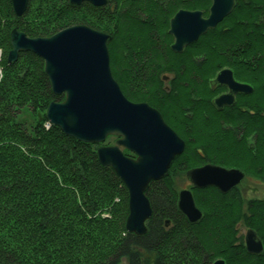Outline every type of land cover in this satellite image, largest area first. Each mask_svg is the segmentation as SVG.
Wrapping results in <instances>:
<instances>
[{
    "label": "trees",
    "instance_id": "trees-1",
    "mask_svg": "<svg viewBox=\"0 0 264 264\" xmlns=\"http://www.w3.org/2000/svg\"><path fill=\"white\" fill-rule=\"evenodd\" d=\"M212 3L29 0L17 16L12 0H0V264H264V250L248 252L243 233L255 230L264 245V199L247 201L238 188L224 193L209 186L192 189L200 221L191 223L178 208L172 174L180 167L237 166L264 182V0H235L216 28L182 53L171 49L175 13L208 15ZM73 25L110 36L112 73L126 97L157 108L186 143L169 174L146 190L153 215L144 235L126 228L129 191L100 162V144L69 136L48 120L49 104L65 95L53 92L43 58L23 51L8 62L13 29L34 38ZM223 66H236L242 80L258 74L249 110L219 112L212 97L203 101L201 91ZM211 68L208 77L204 70ZM172 70L177 75L167 88L163 75ZM25 109L37 116L35 124L20 120Z\"/></svg>",
    "mask_w": 264,
    "mask_h": 264
},
{
    "label": "water",
    "instance_id": "water-1",
    "mask_svg": "<svg viewBox=\"0 0 264 264\" xmlns=\"http://www.w3.org/2000/svg\"><path fill=\"white\" fill-rule=\"evenodd\" d=\"M74 5L90 2L102 6L107 0H70ZM17 16L28 8L29 0H12ZM235 7V0H213L208 17L200 10L181 9L171 19L169 33L176 37L172 50L181 52L201 35L216 28ZM109 35L86 25H73L48 37H28L13 29L9 64L23 51L43 58L52 90L65 95L63 101L49 104L47 118L67 135L87 143L100 144L97 155L104 166H110L129 191L128 232L144 235L153 209L146 190L153 181L169 174L173 161L185 149V141L165 121L162 113L149 103L130 101L114 78L107 45ZM227 83L231 91L215 103L222 107L232 103L237 92L250 93L252 87L237 82L230 70L221 71L213 83ZM226 97V98H225ZM109 136L118 137L115 145H105ZM103 144V145H102ZM124 149L136 157L126 155ZM190 188L179 191L178 208L191 223L200 221L193 188L214 186L226 193L239 185L245 174L238 169L207 164L188 170ZM169 225V221H167ZM248 252L260 255L262 240L253 229L245 235ZM213 264H226L218 259Z\"/></svg>",
    "mask_w": 264,
    "mask_h": 264
},
{
    "label": "flooded vegetation",
    "instance_id": "flooded-vegetation-1",
    "mask_svg": "<svg viewBox=\"0 0 264 264\" xmlns=\"http://www.w3.org/2000/svg\"><path fill=\"white\" fill-rule=\"evenodd\" d=\"M181 9H179L178 11H180ZM184 10H188V9H184ZM177 11V12H178ZM177 12L175 13V15L177 14ZM174 15V16H175ZM173 16V17H174ZM209 15H204V17H208ZM229 16V15H228ZM227 16V17H228ZM172 17V18H173ZM226 17V18H227ZM171 18V19H172ZM225 18V19H226ZM224 19V20H225ZM223 20V21H224ZM222 21V22H223ZM171 22V21H170ZM221 22V23H222ZM209 31V30H208ZM207 31V32H208ZM206 32V33H207ZM206 33H204L203 35H201L200 37H199V39L202 37V36H204ZM171 36H172V39H173V42L171 43V49H172V45L176 42V37L174 36V35H172L171 34ZM198 39V40H199ZM193 44V43H192ZM192 44H190V45H188V46H186V47H184V49L181 51V52H177V53H182V52H184L187 48H189ZM195 55H193L192 56V58L194 57ZM190 57V56H189ZM195 57H197V56H195ZM236 68V66H223V67H220L218 70H217V72L213 75V77L212 78H209V81H208V83H207V85H208V88H211V93H210V95H209V97L208 98H210V97H212L211 98V103H212V105H213V107L217 110V111H219V112H225V110H227V109H229V110H235L236 108L237 109H239V110H241V111H246V110H249V107H248V102H251L252 101V99H255V98H257V96H256V93L257 92H255L256 91V86L258 85V83H259V80L257 81V78H258V74L257 73H255V72H251L250 74H251V76H253V78L254 79H252L251 81H247V80H242V78L240 77V75H237V70L235 69ZM223 70H230L231 72H232V74H233V77H234V79L237 81V82H239V83H243V84H248V85H250L251 87H252V91L250 92V93H243V92H237V93H235L234 94V100H232V103H227L228 102V100L226 101V103L222 106V107H219L216 103H215V100L217 99V98H219V97H221V96H225V95H228L229 93H230V91H231V89H230V87L228 86V84L227 83H219V82H217V83H213L215 80H216V78H217V76H218V74L221 72V71H223ZM172 72V75L171 76H167V75H163V77L164 78H166L165 79V82H168V79L169 78H171L172 79V81L170 82L169 81V85L167 84L166 85V87L167 88H171L173 85H174V83H173V81H174V78H176V75H177V71H171ZM214 72V71H213ZM248 72V71H247ZM248 74H249V72H248ZM168 78V79H167ZM251 96V97H250ZM203 98V97H202ZM226 98V97H225ZM207 100V99H206ZM252 113H253V111L252 110H250ZM251 132V130L249 131V133ZM252 135L255 137L256 135H255V132H253L252 133ZM130 154H131V156H133V157H136L132 152H130ZM207 164H214V163H209V162H207V163H204V164H199V165H197V166H194V167H191V168H189V169H193V168H198V167H202V166H205V165H207ZM214 165H218V164H214ZM218 166H221V167H224V168H226V169H228V170H231V169H238V170H241L244 174H245V178L243 179V181L239 184V185H237L236 187H234V188H238V189H240V185L244 182V180H246V179H249L250 177H253V176H249V173L245 170V169H243V168H241V167H237V166H223V165H218ZM188 169V170H189ZM187 170V171H188ZM187 173V172H186ZM192 185V184H191ZM241 190V189H240ZM242 191V190H241ZM244 195V194H243ZM253 199H260V200H263V198H252V199H246L247 201H251V200H253ZM248 231V230H247ZM247 231H246V233H247ZM246 233H245V235H246ZM246 243V242H245Z\"/></svg>",
    "mask_w": 264,
    "mask_h": 264
},
{
    "label": "rangeland",
    "instance_id": "rangeland-1",
    "mask_svg": "<svg viewBox=\"0 0 264 264\" xmlns=\"http://www.w3.org/2000/svg\"><path fill=\"white\" fill-rule=\"evenodd\" d=\"M209 14H210V12H209ZM169 30H170V27H169ZM194 54L198 55L199 52H196ZM202 54H204V53H202ZM1 57H2V55H1ZM0 70H1V68H0ZM212 73H213V68H211L209 70H207V69L204 70V74L208 75V77L211 76ZM171 75H172V72L169 73V76H171ZM170 80H171V78L168 79L167 83H169ZM211 92H212L211 88H208V85L206 84L205 88H203V90L201 91L202 97L204 98L203 101L209 97ZM20 120L26 122L27 124H32V123L35 124L37 122V116L35 114H33L31 111L25 109L20 116ZM116 140H117L116 136H109L104 144L115 145ZM124 150H126V149H124ZM128 155L131 156L130 152L128 153ZM171 167H172V165H171ZM176 170H177L176 173H173L172 175L175 176V183H176V187H177V188L176 187L175 188L177 189V191H180L181 189L189 188L190 186H192L191 185L192 183L188 180L187 176L185 175L186 170L182 169V167L177 168ZM240 189L242 190L244 197L246 199H252V198H263L264 199V182L261 181L257 177H250L249 179L244 180V182L240 185ZM246 231H247V229L244 228L243 233L245 234Z\"/></svg>",
    "mask_w": 264,
    "mask_h": 264
},
{
    "label": "bare ground",
    "instance_id": "bare-ground-1",
    "mask_svg": "<svg viewBox=\"0 0 264 264\" xmlns=\"http://www.w3.org/2000/svg\"><path fill=\"white\" fill-rule=\"evenodd\" d=\"M0 60H1V54H0Z\"/></svg>",
    "mask_w": 264,
    "mask_h": 264
}]
</instances>
